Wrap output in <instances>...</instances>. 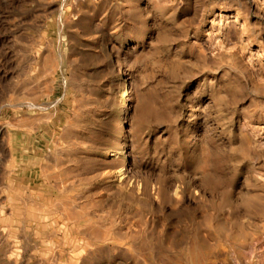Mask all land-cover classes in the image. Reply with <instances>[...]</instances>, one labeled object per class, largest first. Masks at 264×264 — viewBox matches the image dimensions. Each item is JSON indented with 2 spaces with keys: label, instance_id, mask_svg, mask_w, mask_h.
Returning a JSON list of instances; mask_svg holds the SVG:
<instances>
[{
  "label": "rangeland",
  "instance_id": "obj_1",
  "mask_svg": "<svg viewBox=\"0 0 264 264\" xmlns=\"http://www.w3.org/2000/svg\"><path fill=\"white\" fill-rule=\"evenodd\" d=\"M0 264H264V0H0Z\"/></svg>",
  "mask_w": 264,
  "mask_h": 264
}]
</instances>
